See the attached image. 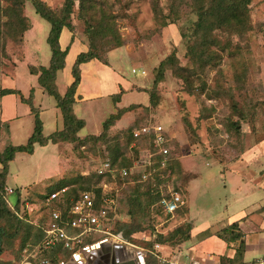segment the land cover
I'll return each instance as SVG.
<instances>
[{
	"label": "rangeland",
	"instance_id": "obj_1",
	"mask_svg": "<svg viewBox=\"0 0 264 264\" xmlns=\"http://www.w3.org/2000/svg\"><path fill=\"white\" fill-rule=\"evenodd\" d=\"M41 1L54 12L64 3ZM87 2L93 6L85 16L79 15L76 2L70 15L73 30L63 29L59 38L61 49L69 44V50L65 66L56 73L58 92L63 95L71 83L77 55L90 50L98 58L81 65V83L72 105L75 116L85 121L77 132L79 138L99 135L110 114L133 107L100 137L35 143L32 153H17L8 163L3 187L12 192L5 190L3 197L10 210L22 218L21 225L26 229L31 225V229L24 240L26 230L19 227L13 233L14 219L0 218V227L6 231L0 235V264H41L47 252H33L27 246L35 239L36 226L52 208L45 196L61 187L72 193L102 184L111 192L112 199L105 204L110 213L108 219H102V231L82 236L83 244L93 245L102 239L107 244L119 242L136 253L142 264L179 261L177 254L187 252L185 240L173 241L169 236L178 226H192L194 214L200 222L196 231H200L207 219L217 228L228 222L232 211L240 209L238 213L246 216L242 231L246 230L249 238L254 217L264 211V205L257 210L254 204L256 200L264 203V0H251L244 15L250 27L242 33L229 27L196 33L192 0ZM2 5L9 6V0H3ZM21 14L27 29L18 41L6 38L0 49V86L19 90L23 98L31 96V106L42 121V134L47 136L63 128L61 112L54 97L39 84V72L32 74L30 68L49 65L50 24L30 1L23 3ZM162 60L165 69L157 79ZM31 106L19 94L0 98V151L8 144L26 143L34 126ZM156 125L161 126L167 140L168 155L160 159L149 136L131 135L142 126ZM165 159L173 163L168 183L178 186L186 205L185 212L175 217L166 216L155 203L147 204L148 198L142 193L163 177ZM107 160L115 163L113 177L96 176ZM157 161L161 163L155 168ZM116 165L129 166L131 173L143 172L141 179H149L139 188L132 179L118 181L120 168ZM227 171L248 180L257 190L248 191L242 184L238 193L237 180L227 178ZM132 198H138L140 204ZM130 228L138 230L126 236ZM263 232L254 234L261 236ZM7 235L13 236L8 244ZM218 240L208 238L197 249L195 259L209 263L208 256L215 252L207 249L218 251L213 248L222 245ZM64 255L56 256L61 260Z\"/></svg>",
	"mask_w": 264,
	"mask_h": 264
},
{
	"label": "trees",
	"instance_id": "obj_2",
	"mask_svg": "<svg viewBox=\"0 0 264 264\" xmlns=\"http://www.w3.org/2000/svg\"><path fill=\"white\" fill-rule=\"evenodd\" d=\"M2 1L3 0H0V49L3 48L6 38L7 39L10 38V39H14L15 41H18L21 39L22 33L27 29L24 16H22L21 14L22 6L25 1H30L35 11L42 18H44L49 22L50 30L47 37V42L51 49V58L49 61V65L48 66L40 65L37 68L31 67L30 72L32 74H37L39 72L38 82L49 95L54 97L56 101V106L60 109L61 117L63 121V128L61 130H55L51 132L49 135L43 136L42 121L39 117V114L31 106V101H30L31 96L29 98H23L19 90L15 88L0 86V98L6 94H19L20 99L31 106L32 112L34 114L33 130L30 136L28 137L26 143L19 145L8 144L3 148V150L0 151V189L1 190L3 189V192H0V218L4 216H8L11 218V220L14 219L15 225L13 226L14 228L13 233L17 232L19 227L23 228L24 230H26L24 240H27L29 237L28 235L30 232L29 230L31 229V225L28 226L27 224H25L26 226H28L27 229L25 226L21 225L23 221L22 218H18L17 215H15L16 212L10 210V208L7 206V202L5 198L3 197L5 192V186L3 187V184L5 182V176H7L8 163L15 158L17 153H22V152L32 153L34 150L35 143L45 145L48 142L57 143L58 141H68V142H74L78 140L86 141L91 138L100 137L113 124V122L119 119V117H121L123 113L131 110L133 106L129 105L124 108H119L116 113L110 114L103 121L102 123L103 131L99 135L97 136L87 135L79 138L77 132L79 131V129L85 126V121L75 116V114L73 113L72 105L75 102L74 96L80 83V73H81L80 65L82 63H86L90 61L93 58H98V55L90 50L86 52H81L77 55L71 69L72 81L67 86L64 94L61 95L58 92L55 82L56 73L58 70H61L65 66V56L68 53L69 44L64 49H61L59 38L63 29H67L69 31L73 30V25L70 21V15L73 12V7L75 6L76 2L78 4L80 16H85L88 10L91 9V6L93 5H90L87 2V0H64L63 6L61 7L60 11L54 12L51 9H49L41 0H9V6H3ZM250 2L251 0H192L193 6L195 7V11L197 14V20L194 23L195 32L196 33L211 32L215 28L225 29V27H229V30L235 31L236 33H242L244 31H247L250 26L245 20L244 15L246 14V10L248 9V5ZM172 7H175V3L172 5ZM85 20L87 21V18H85ZM11 26H15L13 30L9 29V27ZM71 40H73V35H71ZM117 43H118L117 45L119 46L120 43L119 42ZM164 65H165V60H162L158 66V73L156 76L157 79L162 78V74L165 69ZM119 93L120 92H118V95ZM152 98L153 97L150 96V99ZM152 129L153 128H149V131L147 133H142L141 135L149 136V138H151V141L153 142L152 149L155 150L154 151L155 156L160 155V156H156L158 159H160L162 156L168 155V152L166 154H163V152L161 151L162 148H167V144H166L167 140L162 130L155 132ZM7 132H8V128H7ZM134 132H131V135L134 138H136L137 136L134 135ZM157 134H160L163 137V141L160 145H157L155 142ZM164 161L166 163V166L163 169L164 172L163 177H160L158 179V181L155 183L156 185L150 186V188L143 190L142 193H144L148 198L147 204L155 203L158 205L159 209L166 214V216L175 217L185 212L186 209L185 203L184 205H179L172 213H166L159 204L160 199L170 198L174 192L179 193L178 186H175L174 182L171 184L168 183V179H170L171 173L173 172V169L170 168V164L173 163L172 162L168 163L166 159ZM164 161L162 162L164 163ZM107 162L109 163V167L101 173H98L97 171L95 174L96 176L104 179H109L110 177H113L112 175L114 172L115 163L112 160L111 161L107 160ZM160 163H161L160 161H157L154 164V167L155 168L159 167ZM117 168H120L119 169L120 175H118V181L121 179L122 180L132 179L134 180L135 182L134 185L137 188L141 186V183H144L149 179V176L146 179H141V174L143 172L142 173L129 172V168H130L129 166L121 165L120 167L117 166ZM122 169H127V173L125 175L121 174ZM62 188L64 187H61L57 190L59 191V193L52 199H49V197L52 193L57 192L56 190L52 191L50 194L45 196L47 201H49L47 206L49 207L50 205V207L52 208H49V214H47L46 216L47 218L46 217L43 218L40 224L36 226L35 234H34L35 239L33 240V243L27 246V248L32 250L33 252L35 251V249L47 252V254L44 256L45 258L43 259L51 260L53 262H56L57 264L61 260L68 259L71 252L68 251L67 249H64L59 244L48 248L44 247L43 241H44L45 233L43 230L44 227H46L50 222L52 212L54 210H57L61 213L62 217L66 219L69 218L70 217L69 210L71 209V206L73 205L75 200L79 198L82 192L89 191L93 195L95 209L97 211L104 209L106 212L104 218L108 219L110 212H108L107 210L108 207L105 204L107 203L108 199L110 198L112 199L111 192L106 191L102 187V184L101 185L99 184L95 188H91L90 186H84L81 187V189H77L73 191L72 193H69L66 188L64 189V191H61L60 189ZM180 195L182 196V194ZM132 200L134 203L140 204V200L138 198H132ZM16 202L17 201H14V204H16ZM66 228H68V230H72L69 229L70 227H66ZM190 228L191 226L189 224L185 227V229L181 228V226L174 228L172 230L173 232L169 236V239L174 238L173 241L176 240L184 241L189 239L191 234ZM137 230H138L137 228H130L126 232V236ZM236 230H237V222H233L231 225H229V228H223L220 232L218 231L217 236L224 241L238 240L239 234L237 233L234 234V231ZM77 231L78 230L74 229L72 232L74 233ZM3 233H6L5 228L0 227V235ZM176 236L180 237L181 239H179ZM12 237H13L12 235H7V239H6L7 244L8 242H10L9 240ZM31 246L32 248H29ZM1 250L2 247L0 240V251ZM243 250H244V243L242 240H240L237 250V255L234 258V260H231L226 256H221L219 264H237L236 260L241 257ZM59 253L65 254L64 255L65 259L58 260L56 255Z\"/></svg>",
	"mask_w": 264,
	"mask_h": 264
},
{
	"label": "crops",
	"instance_id": "obj_3",
	"mask_svg": "<svg viewBox=\"0 0 264 264\" xmlns=\"http://www.w3.org/2000/svg\"><path fill=\"white\" fill-rule=\"evenodd\" d=\"M81 65H80V67H81ZM80 83H81V76H80ZM80 83H79V85H80ZM119 91H120V89H119ZM235 175L236 174H234L233 172H230V171L229 172L227 171V173H226L227 178H230V179L233 178V179L237 180V191H238V193H240L242 190L241 189L242 184H243V186H245L244 188L248 191L257 190L256 188L252 187L251 182H249L248 180H245V179L241 180L240 178H236L237 176H235ZM243 181H247L248 183L243 182ZM254 204H255V208L257 210H260L261 207L264 205V203H262V202L259 203V200H256L254 202ZM239 211H240V209H236L235 211H232L231 212V218L228 220V222L225 223L224 225L220 226V227H217V228H212V226L209 225V223L211 222V219H207L206 222L202 223L203 225L201 227L203 229L200 231H196V228H197V226L200 225V222H197L198 221L197 216H196V214H194V216H193L194 222L191 226L190 238L185 240L183 243V246L185 247V250H187V252H184V254L183 255L181 254L182 256H180V255H178L179 253H181V251L179 249L180 252L177 254V257L180 259V261L188 262L190 259H195L194 254H196L197 249H199L200 247L202 248L204 243L210 237H215V238L219 239L218 241H220V243H222V245L218 243L219 244L218 246L215 245L213 247L214 250L216 249L218 251H213L211 249H207L208 251H211L212 253L215 252L216 254L214 253V255L210 254L208 256L207 261L208 262L210 261L209 263H206V262L203 263V262L198 260L201 264H219L221 256H226V257L230 258L231 260H234V258L237 255V250H238L240 240H242L244 243V250L241 254V257L236 260V263L237 264H253V263L257 262L258 260H260V258L262 256H264V232L261 234V236L258 234H254V233H259L261 230H264V211L259 212L258 215H256L254 217L255 220H253V221L255 222V226L252 227L251 231L253 232V234H251L249 236V238H247L246 230L242 231V224H241L242 219L245 218L246 216L244 217L243 212L238 213ZM188 214H189V208H188ZM233 222H237V230L234 231V234L235 233L239 234V239L238 240H232V241H224L221 238H219L217 236V232L218 231L220 232L223 228H229V225H231ZM197 223H199V224L196 225ZM205 223H207V226L204 228ZM68 231L72 232L73 230H68ZM108 243H110V244H107V240L102 239L100 241H97L96 243H93V245L88 244L89 246H91L92 253H91L90 257L86 260V262H87L86 264H103L104 261L106 262V264H109L110 263L109 262L110 261V254L113 251H115L117 258L119 257L118 261L120 263H123L126 260H134V261L137 260L136 253L129 252L127 249L124 248L123 244L116 242V241L115 242L112 241V242H108ZM106 246H107V248L105 250L104 247H106ZM189 253H191L190 256L188 255ZM246 254L247 255L249 254L248 255L249 257ZM75 256H76V258H78V257L83 256V254L77 253ZM141 258L143 259L142 256H141Z\"/></svg>",
	"mask_w": 264,
	"mask_h": 264
},
{
	"label": "built area",
	"instance_id": "obj_4",
	"mask_svg": "<svg viewBox=\"0 0 264 264\" xmlns=\"http://www.w3.org/2000/svg\"><path fill=\"white\" fill-rule=\"evenodd\" d=\"M153 130H161V126L156 125L153 127ZM149 131L148 127H142L139 130L134 132L135 136L141 135L142 133H147ZM163 141V137L160 134L156 135L155 142L157 145H160ZM161 151L163 154L168 152L167 148H162ZM109 167L108 162L102 163L98 168V173L103 172ZM130 172V170H129ZM127 169H122L121 174L125 175ZM145 177V176H143ZM65 188H62L61 191H64ZM6 192L11 193L12 189L5 188ZM59 192L52 193L49 199L54 198ZM162 209L166 213H172L179 205H184V199L180 194L174 192L170 198H162L159 201ZM70 217L64 218L61 213L57 210H54L51 215L50 222L46 227H44V247L48 248L55 245H61L64 249H67L71 252L69 259L61 260L58 264H86V260L90 257L92 250L91 246L88 244H83L84 238L82 236H89L92 232H100V227L103 226L102 219L105 217V210L102 209L97 211L94 207L93 195L89 191H84L82 194L75 200L71 209L69 210ZM66 227L69 229H76L77 232H69ZM158 246V244H156ZM81 253L83 256L76 258V254ZM138 256V255H137ZM139 258V257H138ZM141 262V261H140ZM41 264H51L50 260L43 259L40 261ZM175 264H201L196 259H190L188 262L174 260ZM142 264V263H141ZM253 264H264V256L260 258L257 262Z\"/></svg>",
	"mask_w": 264,
	"mask_h": 264
},
{
	"label": "flooded vegetation",
	"instance_id": "obj_5",
	"mask_svg": "<svg viewBox=\"0 0 264 264\" xmlns=\"http://www.w3.org/2000/svg\"><path fill=\"white\" fill-rule=\"evenodd\" d=\"M107 246L104 247V249L106 250ZM138 257V256H137ZM119 258V257H118ZM117 258V255L115 254V251H113L111 254H110V263L109 264H115L114 262L118 261L119 259ZM114 261V262H113ZM106 262L104 261L103 264H105ZM141 262L138 260H135L134 261V264H140Z\"/></svg>",
	"mask_w": 264,
	"mask_h": 264
},
{
	"label": "water",
	"instance_id": "obj_6",
	"mask_svg": "<svg viewBox=\"0 0 264 264\" xmlns=\"http://www.w3.org/2000/svg\"><path fill=\"white\" fill-rule=\"evenodd\" d=\"M114 262V261H113ZM115 264H134V260H126L123 263H120L119 261L114 262ZM106 264V263H105Z\"/></svg>",
	"mask_w": 264,
	"mask_h": 264
}]
</instances>
